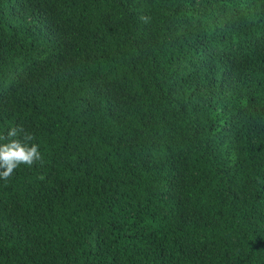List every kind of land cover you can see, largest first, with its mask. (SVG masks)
Returning <instances> with one entry per match:
<instances>
[{
    "label": "trees",
    "instance_id": "1",
    "mask_svg": "<svg viewBox=\"0 0 264 264\" xmlns=\"http://www.w3.org/2000/svg\"><path fill=\"white\" fill-rule=\"evenodd\" d=\"M17 126L0 264H264V0H0Z\"/></svg>",
    "mask_w": 264,
    "mask_h": 264
},
{
    "label": "clouds",
    "instance_id": "2",
    "mask_svg": "<svg viewBox=\"0 0 264 264\" xmlns=\"http://www.w3.org/2000/svg\"><path fill=\"white\" fill-rule=\"evenodd\" d=\"M21 135L22 139H18L17 137ZM0 139L7 141L0 143V179L5 182L10 180L14 171L21 165L31 167L36 163H43L39 146L30 143L34 137L30 133H25L22 127L9 129L7 136Z\"/></svg>",
    "mask_w": 264,
    "mask_h": 264
}]
</instances>
